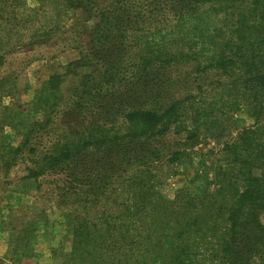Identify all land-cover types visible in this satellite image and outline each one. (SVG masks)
I'll list each match as a JSON object with an SVG mask.
<instances>
[{
    "label": "trees",
    "instance_id": "16d2710c",
    "mask_svg": "<svg viewBox=\"0 0 264 264\" xmlns=\"http://www.w3.org/2000/svg\"><path fill=\"white\" fill-rule=\"evenodd\" d=\"M59 1L82 12L79 56L50 77L44 118L11 153L26 154L38 189L48 182L58 205H74L72 259L84 248L94 264L133 253L140 264H264V0ZM216 20L226 25L210 29ZM189 27L194 45L213 46L207 67L233 77L219 81L254 124L224 145L223 168L195 172L169 200L157 169L192 160L210 117L211 137L229 127L203 98L178 97L180 62L195 59L179 52Z\"/></svg>",
    "mask_w": 264,
    "mask_h": 264
},
{
    "label": "rangeland",
    "instance_id": "374dc122",
    "mask_svg": "<svg viewBox=\"0 0 264 264\" xmlns=\"http://www.w3.org/2000/svg\"><path fill=\"white\" fill-rule=\"evenodd\" d=\"M205 8L209 6L202 7L201 11ZM82 19L81 11L69 10L59 0H0V58L3 63L0 72V264H94L92 252L84 248L72 259L74 205L67 208L58 205L55 187L48 182H43L38 189L37 183L27 179L30 163L26 154L11 153L19 149L22 137L34 122L44 118V108L48 104L44 88L50 77L64 73L78 58L75 30L81 29L77 24ZM222 22L216 20L209 28L225 26ZM169 31L176 33L173 37L180 33L173 28ZM185 31L186 43L181 42L179 52L183 56L194 52L195 59L180 62L183 89L178 97L190 94L203 98L206 100L204 110H213L229 127L222 131L221 137H211L215 131L209 128L217 126L213 124L217 120L210 117L201 144L191 152L192 160L179 167L169 168L164 164L157 169L162 178L161 195L169 200L189 187L195 172L198 171L202 178L212 177L216 167L223 168L220 162L224 145L254 124L246 106L241 103L235 110L230 104L229 92L222 84L232 82L233 77L220 78L207 67L213 46L203 51L204 45L200 42L194 45V28ZM225 35L219 37L220 40ZM181 38L177 39L178 43ZM199 83L203 92L196 87ZM261 222L264 224V213ZM148 228L152 233L153 227ZM136 256L128 254L127 263L140 264L134 261ZM100 258L107 262L102 254ZM96 263L102 264L101 261Z\"/></svg>",
    "mask_w": 264,
    "mask_h": 264
}]
</instances>
